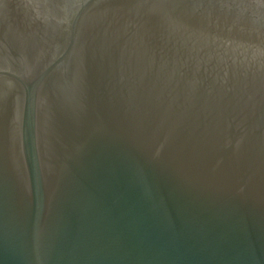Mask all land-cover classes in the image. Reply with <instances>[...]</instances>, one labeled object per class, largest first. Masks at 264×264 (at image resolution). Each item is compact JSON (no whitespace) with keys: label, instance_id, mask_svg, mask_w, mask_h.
<instances>
[{"label":"water","instance_id":"water-1","mask_svg":"<svg viewBox=\"0 0 264 264\" xmlns=\"http://www.w3.org/2000/svg\"><path fill=\"white\" fill-rule=\"evenodd\" d=\"M0 264H264V0H0Z\"/></svg>","mask_w":264,"mask_h":264}]
</instances>
